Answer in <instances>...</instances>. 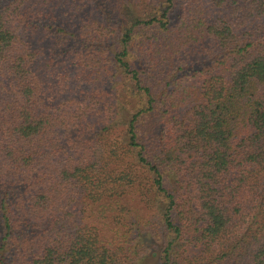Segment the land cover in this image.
Wrapping results in <instances>:
<instances>
[{"label": "trees", "instance_id": "trees-1", "mask_svg": "<svg viewBox=\"0 0 264 264\" xmlns=\"http://www.w3.org/2000/svg\"><path fill=\"white\" fill-rule=\"evenodd\" d=\"M0 264H264V0H0Z\"/></svg>", "mask_w": 264, "mask_h": 264}]
</instances>
